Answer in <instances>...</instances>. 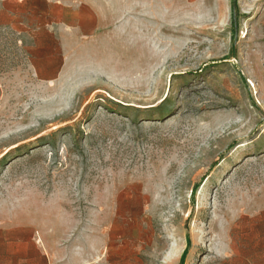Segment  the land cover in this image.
Returning <instances> with one entry per match:
<instances>
[{
  "label": "rangeland",
  "instance_id": "1",
  "mask_svg": "<svg viewBox=\"0 0 264 264\" xmlns=\"http://www.w3.org/2000/svg\"><path fill=\"white\" fill-rule=\"evenodd\" d=\"M113 12L51 85L0 31V224L60 264H264V0Z\"/></svg>",
  "mask_w": 264,
  "mask_h": 264
},
{
  "label": "crops",
  "instance_id": "2",
  "mask_svg": "<svg viewBox=\"0 0 264 264\" xmlns=\"http://www.w3.org/2000/svg\"><path fill=\"white\" fill-rule=\"evenodd\" d=\"M118 0H0V31L23 47L27 72L43 84L61 80L78 53L107 31ZM52 235L41 246L28 224H0V264H60Z\"/></svg>",
  "mask_w": 264,
  "mask_h": 264
},
{
  "label": "trees",
  "instance_id": "3",
  "mask_svg": "<svg viewBox=\"0 0 264 264\" xmlns=\"http://www.w3.org/2000/svg\"><path fill=\"white\" fill-rule=\"evenodd\" d=\"M186 252H187V250L184 252V254H183V256H182V261H183L184 258H185Z\"/></svg>",
  "mask_w": 264,
  "mask_h": 264
}]
</instances>
